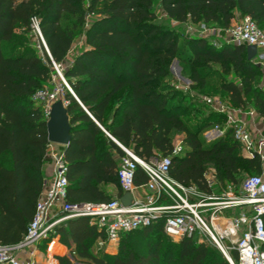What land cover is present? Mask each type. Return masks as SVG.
<instances>
[{"label": "trees", "instance_id": "trees-1", "mask_svg": "<svg viewBox=\"0 0 264 264\" xmlns=\"http://www.w3.org/2000/svg\"><path fill=\"white\" fill-rule=\"evenodd\" d=\"M155 4L168 19L219 26L229 24L236 11L264 30V0H0V242L21 238L41 189L47 116L32 94L52 87L51 60L64 63L80 32L83 47L61 67L75 95L61 83L70 125L69 141L62 147L68 201L114 197L103 184L117 185L120 195L116 166L123 151L112 138L148 158L169 154L172 135L182 132L184 149L170 156L169 174L202 189L209 190L204 188L206 169L220 186L259 170L257 157L241 154L230 126L205 142L200 131L224 124V114L205 101L206 115L202 103L192 98L182 104L186 96L166 79L175 58L180 74L199 95L263 114L260 67L246 57L244 44H215L157 23ZM33 16L46 48L31 28ZM190 107L195 108L186 115ZM192 116L199 121L191 122ZM145 180L136 165L134 184ZM162 223L158 217L120 232L113 253L94 246L102 232L87 216L58 222L51 235H58L72 258L87 264H229L207 240L193 234L173 240ZM52 250L62 247L54 242ZM231 256L235 259L233 251ZM56 259L71 264L65 254Z\"/></svg>", "mask_w": 264, "mask_h": 264}, {"label": "built area", "instance_id": "built-area-1", "mask_svg": "<svg viewBox=\"0 0 264 264\" xmlns=\"http://www.w3.org/2000/svg\"><path fill=\"white\" fill-rule=\"evenodd\" d=\"M196 24L202 33L200 36L213 34L226 42L253 44L255 49L251 59L260 67L262 78L259 84L264 90L263 29L257 27L248 15H240L225 26L202 21ZM30 25L46 48L36 17H31ZM51 64L61 83L75 97L60 71L62 64L53 60ZM54 76L52 74L50 78L51 88L44 86L32 94V99L42 105L47 117L50 104L56 98L60 97L65 103L62 84H55ZM204 101L224 114V125L231 127L241 154L257 157V172L244 174L238 183L228 182L220 186L212 172L206 169L203 172L204 188L209 190L202 189L169 174L170 156L184 149L182 136L172 139L169 154L155 153L148 158L138 156L112 138L123 151L116 166V176L120 192L130 193L129 203L122 204L118 196L102 202H70L66 199L63 150L58 143L48 142L44 157L49 168L42 177L32 214L18 241L0 242V264H42L34 257L38 244L44 242L49 249L54 225L72 216H87L88 221L101 230L102 235L96 239L97 247L108 241H117L122 231L163 217V232L173 240L193 234L217 247L229 264H264V113L259 114L252 107L232 106L215 96H204ZM136 165L146 174V180L137 185L133 181ZM227 210L230 212L225 215ZM22 251L25 252L23 256ZM232 251L235 259L231 256Z\"/></svg>", "mask_w": 264, "mask_h": 264}, {"label": "rangeland", "instance_id": "rangeland-1", "mask_svg": "<svg viewBox=\"0 0 264 264\" xmlns=\"http://www.w3.org/2000/svg\"><path fill=\"white\" fill-rule=\"evenodd\" d=\"M154 8H155V11L157 13V17L155 18V21L157 23H160V22L166 23L170 28H172L173 30H175L176 32H178L182 36H200V35H202V33H200V31L197 30L196 22H191L189 20L180 22V21H175L174 19H171V18L168 19L161 13L158 4H155ZM203 37H205L208 41L213 42L215 44L219 43L220 41H223V39H221V38H219L213 34H206V35H203ZM31 40L33 41V39H31ZM81 47H83L82 32H80L75 37L74 41L72 42L71 47L69 48V50L66 53V59H68L72 53H74L76 50L80 49ZM66 59H65V61H66ZM65 61H64V63H62V66H64L66 64ZM168 69H169L170 76L166 79V82L169 83L170 85L176 87V88H179L182 91V93L186 96L185 99L182 101L183 102L182 104L189 102V100H191V98H192L196 102L202 103V105L205 107L202 110V114L206 115L207 112L209 111V108H207V105L204 103V96L205 95H199L194 87L189 86V79H187L186 77H184L180 74V72H179L180 67H179V64L175 58H172L170 60L169 65H168ZM60 71H61V69H60ZM53 74H55L54 83L55 84L61 83L62 82L61 78L55 70H54ZM194 108L195 107H192V108L190 107L188 109L186 115H190ZM190 121L195 123V122L199 121V117L196 118L195 116H192ZM225 128H226V125H224V124L219 125V123L217 122L215 124H211V125L204 127L200 131L199 134L202 136V138L205 142H209L214 137L223 133ZM175 136H183V133L182 132H174V134L172 135V139H174ZM243 175H242V177H243ZM40 244H42V243H40ZM39 246H40L39 250L41 252L43 251L42 253L41 252L39 253L41 255L40 260H43L41 263L42 264H49L47 261L48 260L47 254L50 255L52 253V255H53L54 250L50 251V249H49L48 252L47 251L45 252L44 249L42 248V246L41 245H39ZM114 247L117 248V245ZM113 248L108 247V250H112ZM102 249L104 250V248H102ZM55 252L57 254H61L62 251L61 250H55ZM67 257L70 259L71 264H87V262L82 260V259L72 258L69 256H67Z\"/></svg>", "mask_w": 264, "mask_h": 264}, {"label": "water", "instance_id": "water-1", "mask_svg": "<svg viewBox=\"0 0 264 264\" xmlns=\"http://www.w3.org/2000/svg\"><path fill=\"white\" fill-rule=\"evenodd\" d=\"M245 49L246 57L250 59L254 53L255 47L253 44H246ZM69 130L70 125L66 113V107L62 99L58 97L53 102H51L48 111V117L45 121L46 139L49 142L65 145L69 141ZM119 199L122 204H128L130 200V193H121Z\"/></svg>", "mask_w": 264, "mask_h": 264}, {"label": "crops", "instance_id": "crops-1", "mask_svg": "<svg viewBox=\"0 0 264 264\" xmlns=\"http://www.w3.org/2000/svg\"><path fill=\"white\" fill-rule=\"evenodd\" d=\"M238 16H240L239 14H238V12H234V15H233V17H232V19L231 20H233V19H235L236 17H238ZM230 20V21H231ZM65 104V103H64ZM114 140V139H113ZM115 142V141H114ZM116 143V142H115ZM117 144V143H116ZM58 145H59V147H63L64 145L63 144H59L58 143ZM66 145V144H65ZM118 145V144H117ZM118 160H119V157H118ZM118 160H117V163H118ZM48 168H49V163L46 161L44 164H43V175H46L47 174V172H48ZM103 186V188H104V190L107 192V193H109V194H111L112 196H117V192H118V187H117V185H114V184H103L102 185ZM120 194H121V192H120ZM120 196V195H119ZM118 196V197H119ZM230 212V210H227L224 214L225 215H227L228 213ZM58 235H53L52 236V241L50 242V245H49V249H50V246L55 242V243H57L60 247H62V252H61V254H57L55 251H53V255H52V253L50 254V255H48L47 254V261H48V263L49 264H58V262H57V259H56V255H62L63 253L65 254V255H67V256H69V257H71L70 256V254L68 253V249H67V247L64 245V244H62L61 242H59L58 241ZM39 245H41L42 246V248L44 249V251L46 252H48V250L49 249H46V247H45V243L43 242L42 244H38V246ZM117 245V241H108L104 246H102L101 248H104V250L105 251H107V252H110V253H113V252H115V248L116 247H114V246H116ZM95 247H97L96 246V241H95V245H94ZM108 247H114L112 250H108ZM40 249V246H39V248L38 249H36V252L34 253V257H35V259H37L39 262H42L43 260H40V257H41V255L39 254L41 251L39 250ZM43 252V251H42ZM41 252V253H42ZM20 254L23 256V255H25V252H20Z\"/></svg>", "mask_w": 264, "mask_h": 264}]
</instances>
